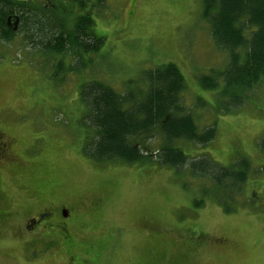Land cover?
I'll return each instance as SVG.
<instances>
[{
	"label": "rangeland",
	"instance_id": "1",
	"mask_svg": "<svg viewBox=\"0 0 264 264\" xmlns=\"http://www.w3.org/2000/svg\"><path fill=\"white\" fill-rule=\"evenodd\" d=\"M129 1L99 0L92 25L104 42L82 52L79 71L56 75L49 56L21 37L0 40V132L14 142V159L0 168V210L9 213L0 220V264H27L20 234L27 219L48 205L58 218L65 204L74 207L62 215L76 251L49 264H264V77L236 106L221 94L222 79L216 89L200 80L228 62L203 0ZM63 63L77 65L69 54ZM168 63L186 80L184 113L200 131H216L206 144H177L190 157L223 166L250 162L248 180L231 186L232 199L187 169L97 160L86 150L94 132L83 120V83L98 79L122 92ZM35 244L42 250V241Z\"/></svg>",
	"mask_w": 264,
	"mask_h": 264
},
{
	"label": "trees",
	"instance_id": "2",
	"mask_svg": "<svg viewBox=\"0 0 264 264\" xmlns=\"http://www.w3.org/2000/svg\"><path fill=\"white\" fill-rule=\"evenodd\" d=\"M9 0H0V40L11 41L14 32L7 18L15 13ZM203 16L210 22L218 47L228 53L223 71L202 76L205 88L216 89L223 80L221 94L243 104L244 95L264 77V0H203ZM26 39L30 46L41 45L49 56L55 74L79 71L82 52L97 51L104 37L91 29L88 16L76 27L63 33L36 14L24 17ZM48 52V53H47ZM61 54L62 59L55 58ZM66 54L77 65L65 66ZM55 59V60H54ZM65 68V69H63ZM119 92L104 81L83 83L81 94L87 103L85 123L92 128L87 152L97 160L119 159L127 163L157 160L191 175L212 180L225 198L232 199L231 186L241 187L248 180L250 162L244 158L223 166L210 158L190 157L177 143L206 144L215 137V126L200 131L191 113H184L183 94L186 80L174 63L144 71L142 85ZM264 149V142H263ZM228 197V198H227ZM230 211L229 206H225Z\"/></svg>",
	"mask_w": 264,
	"mask_h": 264
},
{
	"label": "flooded vegetation",
	"instance_id": "3",
	"mask_svg": "<svg viewBox=\"0 0 264 264\" xmlns=\"http://www.w3.org/2000/svg\"><path fill=\"white\" fill-rule=\"evenodd\" d=\"M15 7V13L7 18L8 27L14 32L13 39H26L25 24L27 20L24 17L30 14H36L39 18L43 17L44 21L52 23L53 26L59 28L63 33L70 31L79 23V19L83 16L90 18L91 29L98 34L96 27L92 25L96 15V9L99 0H9ZM119 3L128 2L129 0H117ZM130 2V1H129ZM74 16L70 20L63 21V17ZM57 17V18H56ZM67 21L73 25L66 27ZM29 24H27V27ZM12 39V40H13ZM35 51L42 53L41 45L28 46ZM43 56V53H42ZM14 142L10 139H3V133L0 132V168L5 160L12 161L14 159ZM2 179L0 177V186ZM71 204L63 205L60 216L56 218V211L52 205L45 206L38 211L35 216L27 219L23 235L22 247L28 251L26 253L27 264H49L52 260L57 261L58 255L66 252L76 251L77 244L72 242L73 228L68 224L65 216L71 215ZM62 212L65 216L62 215ZM9 214L0 210V220L3 215ZM71 238V242H70ZM42 241V250L36 249L35 242ZM50 245L55 246L50 250ZM89 253V252H88ZM58 262V261H57ZM57 264V263H56ZM71 264V263H70Z\"/></svg>",
	"mask_w": 264,
	"mask_h": 264
}]
</instances>
